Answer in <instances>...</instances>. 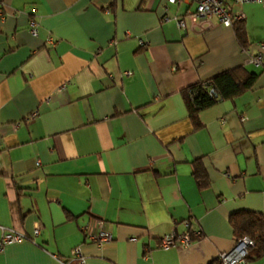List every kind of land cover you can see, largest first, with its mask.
<instances>
[{"label":"crops","instance_id":"1","mask_svg":"<svg viewBox=\"0 0 264 264\" xmlns=\"http://www.w3.org/2000/svg\"><path fill=\"white\" fill-rule=\"evenodd\" d=\"M167 7L0 0V225L30 238L40 228L4 246L0 264H78L77 246L84 264H207L236 242L230 214L264 216V53L250 62L264 46V1L233 6L246 47L232 24L185 32L164 18L189 5ZM238 65L260 73L255 84L202 109L196 129L186 88ZM186 221L201 236L163 248ZM101 229L111 241L89 238Z\"/></svg>","mask_w":264,"mask_h":264},{"label":"trees","instance_id":"2","mask_svg":"<svg viewBox=\"0 0 264 264\" xmlns=\"http://www.w3.org/2000/svg\"><path fill=\"white\" fill-rule=\"evenodd\" d=\"M238 41L243 47L248 45V33L243 21L232 23ZM260 73L250 70L244 65H238L220 71L207 80L199 81L185 90V102L189 116L197 129L201 127L198 114L202 109L212 106L219 100L233 99L250 90ZM194 175L200 187L208 184V177L201 159L194 161ZM229 222L234 231L235 241L249 237L253 240L248 253L250 263L264 258V216L253 211H237L229 216ZM191 223V222H190ZM190 231L192 232L191 226ZM195 237H193L194 239ZM207 264H221L219 255Z\"/></svg>","mask_w":264,"mask_h":264},{"label":"built area","instance_id":"3","mask_svg":"<svg viewBox=\"0 0 264 264\" xmlns=\"http://www.w3.org/2000/svg\"><path fill=\"white\" fill-rule=\"evenodd\" d=\"M264 0H166V9L168 4H179L186 3L189 5L187 11L182 14H175L174 16H165V21H170L173 19L177 25L182 28L185 32H194L195 27L203 19L217 18L222 24L229 26L232 24V13L233 6L235 4H245L253 2H263ZM193 6V8H192ZM0 15L3 16L4 13L0 9ZM244 18V14H240L238 19ZM31 32L37 35L38 23L36 21H31L30 23ZM132 34L127 32V37H131ZM144 43L143 39H140ZM264 46L261 48V52L257 55H253L250 58V62L256 66H259L263 62ZM130 73V72H129ZM100 226L102 222H99ZM186 229L180 234L175 231L169 235H165L162 239L161 246L163 248H169L177 245L178 243L187 244L190 243L193 237L201 236L200 231H190L191 223L190 221L185 222ZM2 230V236L0 238V250L4 248L9 243L19 242L22 240L33 239L40 233V228L36 227L33 232V237L30 238L28 235L20 230L6 227L0 225ZM89 238L97 242H108L112 240V234L106 230L101 229L98 232L88 231ZM254 242L249 237L242 238L235 242L234 246L228 251H222L219 254L221 264H250L247 256L251 246ZM56 257V264H69L67 261ZM73 259L78 261V264H84L85 258L83 256L82 250L79 246L75 247L72 252Z\"/></svg>","mask_w":264,"mask_h":264},{"label":"rangeland","instance_id":"4","mask_svg":"<svg viewBox=\"0 0 264 264\" xmlns=\"http://www.w3.org/2000/svg\"><path fill=\"white\" fill-rule=\"evenodd\" d=\"M261 260L260 261H257V262H254V263H251V264H261Z\"/></svg>","mask_w":264,"mask_h":264}]
</instances>
